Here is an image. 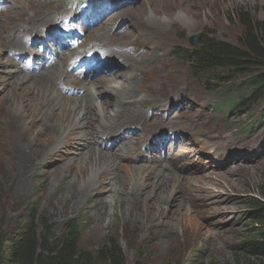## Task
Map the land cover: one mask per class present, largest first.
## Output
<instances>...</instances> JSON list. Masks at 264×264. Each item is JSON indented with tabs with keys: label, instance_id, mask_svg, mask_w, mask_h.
I'll use <instances>...</instances> for the list:
<instances>
[{
	"label": "rangeland",
	"instance_id": "obj_1",
	"mask_svg": "<svg viewBox=\"0 0 264 264\" xmlns=\"http://www.w3.org/2000/svg\"><path fill=\"white\" fill-rule=\"evenodd\" d=\"M150 1L112 0L127 10H121L109 21L104 17L101 19L99 25L110 27V37L126 27H141L147 36L157 32V36L164 40L158 44L150 38L147 45L145 38L132 32L133 45L124 47L122 51L131 53L134 46L142 48L143 45L149 49V45L159 47L158 51L151 50V64L144 67L151 78L142 80V73L139 71L136 74L140 85L147 88L139 99L141 105H134L133 110H142L143 116L140 119H125L117 130L108 126L103 130L107 134L100 132L99 125H95L90 130L93 137L91 145L115 156L119 163L114 173L119 175L129 174L130 168L144 164L157 168L163 165L173 175L183 177L179 186L182 204L168 201L162 203V207L153 208V211L145 210L141 205L112 211L102 201L109 196L106 184L85 195L80 193L76 184L70 187L72 175L78 176L72 171L64 179L54 180V167H61L70 157L77 158L79 145L75 142L71 144L68 138L63 149L50 155H44L46 147L42 144L30 145L28 151H23L22 146L19 149L17 139L24 142L23 145L28 144L30 139L20 137L17 127L12 125L13 119L21 118L8 109L5 101L7 88H4L0 89V226L6 233L18 230L24 224L29 209H33L55 227V233L69 219L78 218L81 221L79 243L83 249L95 251L110 239L118 240L126 264H135L140 258L145 264L259 263L262 257L248 253L246 242L254 238V207L248 202L256 199L264 204V196L260 194L264 192V96L249 112L247 109L214 112L212 106L220 100L214 94L222 87L219 80L213 77L214 73L205 71L197 81L188 63L170 58L168 53L177 46L189 49L191 36L200 32L204 37L238 44L246 36L240 11L254 23L264 21V0ZM46 2L51 3L48 6L54 4L60 7L52 12L53 21L45 28L44 35L49 27L55 28L54 22L60 23L69 8L77 13V0H37L38 4ZM148 3L160 6L154 13L160 17L154 19L155 22L144 20L151 12ZM10 4L12 0H0V42L4 44L1 58L16 61L22 69L25 56L14 45L6 43L7 40L21 39L17 32H8L19 24L17 22L21 17L17 7L5 8ZM136 8H142L143 13H137ZM180 11H189L195 22L183 25L180 22L182 17L177 16ZM100 31L106 33L102 28ZM32 38L23 35L22 41L32 45L30 51L40 54V42L35 44L30 40ZM91 39L87 36L86 43L90 45L93 42ZM98 43L104 46L111 44L102 38ZM117 59L119 65L115 60L113 63L115 75L117 71L127 69L124 62ZM53 71L49 70L50 73ZM26 72L37 75L40 71ZM219 72L230 84L245 82L244 76ZM84 86L90 92L101 88L98 84L89 87L87 81ZM71 88L65 87L64 92L69 95ZM103 91V100L107 99V103L113 102L114 105L115 96L105 88ZM85 95L70 94L81 99ZM84 100L93 101L92 95ZM246 125L255 127L252 135L241 131ZM74 133L72 131V136H75ZM84 151L87 152L88 148ZM23 154L30 157L28 162L20 159ZM239 164L249 165L248 172L231 173L228 170ZM217 180H223L229 191H223V185L212 189L211 185ZM82 196L85 197L81 200ZM149 199L151 201L152 198ZM99 204L106 206L99 208L103 213L100 218L96 216ZM179 207L186 210L189 215L187 220L181 221ZM179 219L182 222L180 226L177 225ZM174 224L177 225L176 230H170ZM202 226L206 227V232L200 230Z\"/></svg>",
	"mask_w": 264,
	"mask_h": 264
},
{
	"label": "bare ground",
	"instance_id": "obj_2",
	"mask_svg": "<svg viewBox=\"0 0 264 264\" xmlns=\"http://www.w3.org/2000/svg\"><path fill=\"white\" fill-rule=\"evenodd\" d=\"M150 2H153V0ZM49 4L51 3L46 2L45 4H38L37 0H12V4L7 5L6 8L11 9L17 7L19 9L21 16L19 24L23 26V29H19L15 26L8 30L9 34L17 30L18 33L22 35L26 34L30 36L34 33L42 35L43 29L46 28L44 27L45 23L52 20L49 17L45 19L42 18L44 13L50 12L51 8L48 6ZM141 9L142 8L137 9L136 12L143 13ZM156 9H160V6H152L149 4L148 10L151 12L144 20L149 23L153 22L154 19H159L160 17L154 15ZM126 10L127 9H124L123 11ZM177 14L178 17H182L181 20H179L185 26L195 22L194 17L189 11H180ZM144 30L145 29L138 27L136 32L143 33ZM131 31V28H127L117 33L118 38L112 39L109 37L108 41L118 44L120 48L129 47L133 43L130 37ZM90 35H92L96 41L97 37H104L106 41L109 34L102 35V33L97 31L95 33L91 32ZM6 43L8 45H17L20 47L19 49H22L20 50L22 52L21 54L29 51L26 45L24 47L22 46L23 42L18 38L13 41L7 40ZM2 45L4 44L0 42V89L7 88L5 101L7 102L8 109L21 118L19 120L13 119L12 125L17 127L20 137H28L30 139L29 143L27 142L28 144L24 145V142H19V139H17L16 143L18 145L16 146L19 147V149H21L20 146H22L23 151H28L30 145L33 147L34 144H42L46 147L44 148V155H50L63 149L65 143L69 141L68 138H70L71 144L75 142L79 145L77 158L70 157L61 167H54V180L64 179L72 171L78 176L72 175L70 178V187L76 184L81 190L80 193L85 195L100 187V185L106 184L105 189L109 190V196H106L102 201L106 206H110L112 211H116L120 208L124 210L125 208L128 209V207H137L139 205L144 206L145 210L153 211V208L158 207V205L162 207V203L168 201H176L178 204H182L183 198L180 194L179 186L183 182V177L173 175L168 171L167 167L163 165L157 168L144 164L130 168L129 174L123 173L119 175L118 172L114 173V168H116L119 163L115 156L102 152L97 149L96 146L94 147L91 145L93 137L90 135V130H93L92 128L95 125H99L98 128H100V132L106 130L108 126H110L109 129L117 130L123 125L125 119L129 117L140 119L143 116L142 110H133V106L139 102L138 97L143 88L139 85L137 75L133 74L130 76L125 71H118L115 75V81L112 80L110 75L102 76L99 86L101 88L90 93L94 96V100L92 103H89L84 100L85 98L81 99L80 97L67 96L58 87L59 83H64V85L68 84L71 87L80 89L84 86V81L79 75L69 72L70 68L75 69L74 64L77 56L74 53L60 55L55 66L51 67L55 69L54 73L48 74L49 71L44 70L37 77L30 73H26L24 68H19L18 65H16V61L1 58L3 54ZM100 52L105 56H119L123 59L128 71L139 70L142 75L145 76L143 80L146 78L148 71L143 70V65L147 64L146 59L148 54L138 57L124 51H116L106 46H103ZM136 52L138 51L135 50L134 53ZM103 79L105 80L103 81ZM37 84L41 85L38 86ZM95 84L96 83H91L90 87ZM103 88L115 96L114 105L113 102L107 103V99L105 101L101 97L104 93ZM97 96L99 98H97ZM72 131H75V136H72ZM72 138L76 140L72 141ZM87 148L88 151L85 152L84 150ZM20 159L24 162H28L30 157L24 156L23 154ZM248 169L249 165L239 164L233 165V167L228 170L232 173L241 170L248 172ZM31 170L33 171V169ZM107 173L108 176H106ZM184 182L186 184V181ZM220 185L224 186L223 191H229L223 180L215 181L211 187L212 189H217ZM84 197L82 196L81 200ZM150 197L152 198L151 201L149 199ZM106 206H101L99 204L96 208L97 217L100 218V214L102 213H100L99 208L103 209V207L106 208ZM178 214H180L179 217L181 221L182 219L187 220L189 217L183 207L178 208ZM186 214L187 218L184 217ZM180 219L179 221L177 220V225L179 224V226L182 225ZM170 225H172V222ZM177 225L174 224V227L170 230H176ZM186 225L189 226L188 221ZM200 230L206 232V227L202 226Z\"/></svg>",
	"mask_w": 264,
	"mask_h": 264
},
{
	"label": "trees",
	"instance_id": "obj_3",
	"mask_svg": "<svg viewBox=\"0 0 264 264\" xmlns=\"http://www.w3.org/2000/svg\"><path fill=\"white\" fill-rule=\"evenodd\" d=\"M246 30L238 44L201 37L195 52L202 68L206 66L218 80H227L219 71L244 76L245 88L251 97L264 93V21L254 23L241 12ZM236 86V85H233ZM244 101L234 107L239 108ZM264 196V192L260 193ZM254 238L246 242L248 253L260 255L264 264V204L253 199ZM55 227L37 210L29 209L24 224L18 230L6 233L0 226V264H126L118 240L110 239L95 251L81 248V221L71 218L55 233ZM135 264H145L140 258ZM183 264V263H175Z\"/></svg>",
	"mask_w": 264,
	"mask_h": 264
},
{
	"label": "clouds",
	"instance_id": "obj_4",
	"mask_svg": "<svg viewBox=\"0 0 264 264\" xmlns=\"http://www.w3.org/2000/svg\"><path fill=\"white\" fill-rule=\"evenodd\" d=\"M219 81H222V80H219ZM224 81H228V80H224ZM235 85V84H234ZM237 92H239V91H245L246 93L249 91L250 92V95H249V98L251 97V93H252V91L250 90V89H248V88H245V85L244 84H239L238 85V89L236 90ZM264 96V93H263V95H256L255 97H254V100H255V102H257V100L259 99V98H262ZM242 97V96H241ZM243 99H245L244 97H242ZM247 100H248V98H247ZM253 100V99H252ZM244 101V100H243ZM244 106V105H243ZM243 106H240L239 108H242Z\"/></svg>",
	"mask_w": 264,
	"mask_h": 264
}]
</instances>
